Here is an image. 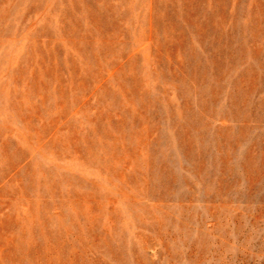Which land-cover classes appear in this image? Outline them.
<instances>
[{
	"label": "rangeland",
	"instance_id": "rangeland-1",
	"mask_svg": "<svg viewBox=\"0 0 264 264\" xmlns=\"http://www.w3.org/2000/svg\"><path fill=\"white\" fill-rule=\"evenodd\" d=\"M0 264H264V0H0Z\"/></svg>",
	"mask_w": 264,
	"mask_h": 264
}]
</instances>
